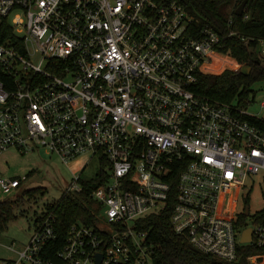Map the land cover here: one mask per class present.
<instances>
[{"label":"built area","instance_id":"1","mask_svg":"<svg viewBox=\"0 0 264 264\" xmlns=\"http://www.w3.org/2000/svg\"><path fill=\"white\" fill-rule=\"evenodd\" d=\"M194 22L183 0H0V155L44 148L67 163L89 152L105 166L92 193L98 228L73 224L55 262L42 255L56 236L48 214L0 264H96L98 253L100 264H153L139 221L163 208L173 186L176 233L230 262L256 247L246 264H264L261 210L236 205L256 176L264 180V130L247 118L259 116L251 103L195 90L217 56L235 61L223 70L246 65L222 49L235 31L204 24L193 35ZM254 49L264 61V37ZM85 181L75 176L65 192ZM21 182L0 176L5 193Z\"/></svg>","mask_w":264,"mask_h":264},{"label":"trees","instance_id":"2","mask_svg":"<svg viewBox=\"0 0 264 264\" xmlns=\"http://www.w3.org/2000/svg\"><path fill=\"white\" fill-rule=\"evenodd\" d=\"M241 1L183 0V3L189 13L198 19V22L191 25V34L197 33V29L204 24H210L222 36L235 31V34L225 39L226 44L222 49L237 58L240 63L251 67L249 72L228 69L221 74L201 73L195 90L201 95L220 101L248 106L255 100L254 86L264 83V61L254 49L257 39L264 37V0H248L243 15H237L235 9ZM230 64L235 66V61ZM211 67L216 72L222 70L223 64L206 65L205 69ZM0 78L4 80V77L0 76ZM247 118L264 130L263 117L247 116ZM104 173L105 166H102L93 178L83 182L84 187L81 191L64 192L59 199L45 203L42 210L36 214L35 228L48 214L52 213L55 217L56 236L47 243L46 251L42 252L45 259L59 262L57 252L65 244L73 224L83 222L98 228L99 220L96 217L92 193L103 182ZM178 173L179 170L173 171L171 178L177 177ZM39 195H45L44 187L26 189L22 195L12 200H0V229L4 228L8 221L19 216L20 213L15 211L14 203L24 198L37 201ZM176 195L177 191L173 186L163 208L144 216L139 221L141 229L149 232L155 246L153 264H165V262L167 264H246L245 256L259 251L256 247H247L239 261L230 262L200 250H192L189 247V239L176 233L171 224ZM258 215L264 222V207ZM240 217L246 218L244 214Z\"/></svg>","mask_w":264,"mask_h":264},{"label":"rangeland","instance_id":"3","mask_svg":"<svg viewBox=\"0 0 264 264\" xmlns=\"http://www.w3.org/2000/svg\"><path fill=\"white\" fill-rule=\"evenodd\" d=\"M33 61L39 62L40 57L36 55ZM225 63H230V61H225ZM242 65L245 64L242 63ZM228 69L236 70L231 67H227L225 70ZM225 70L208 73L221 74ZM254 88L256 96L249 111L264 118V106H261V101L264 99V83H258ZM101 167L100 160L92 157L89 152L74 157L67 163L56 155L50 154L44 148L27 153L10 149L1 154L0 176L18 178L22 182L11 193L3 192L0 187V200L15 199L22 195L26 189L33 187H44L45 195H39L36 198L37 201L24 198L14 203L15 211L20 214L0 229V261L17 258L19 251L26 248L35 230L36 214L42 210L45 203L59 199L75 176L79 175L83 180L91 179L101 170ZM24 177H26L25 180ZM255 179L256 183L252 190L249 191V187L246 186L239 192L237 208L240 209L248 204L252 212L263 209L264 180L261 175L256 176Z\"/></svg>","mask_w":264,"mask_h":264},{"label":"water","instance_id":"4","mask_svg":"<svg viewBox=\"0 0 264 264\" xmlns=\"http://www.w3.org/2000/svg\"><path fill=\"white\" fill-rule=\"evenodd\" d=\"M248 0H242L240 2V4L236 7L235 9V13L237 15H243L244 11H245V7H246V4H247ZM251 70V67H248V66H244L242 68V71L243 72H249ZM246 214L249 213V207L246 208ZM251 234H252V229L251 228H247L245 231H244V234H243V240H250L251 239ZM189 247L192 249V250H195L197 251L198 249L191 243H189ZM102 253H98L97 254V260H96V264H100L101 263V259H102ZM165 264H167L165 262Z\"/></svg>","mask_w":264,"mask_h":264},{"label":"bare ground","instance_id":"5","mask_svg":"<svg viewBox=\"0 0 264 264\" xmlns=\"http://www.w3.org/2000/svg\"><path fill=\"white\" fill-rule=\"evenodd\" d=\"M218 58H217V63L216 64H218V63H220V62H223V63H225V61H228L227 59H224V58H222V57H220V56H217ZM229 61H230V63H232V59H229ZM221 64V63H220Z\"/></svg>","mask_w":264,"mask_h":264}]
</instances>
